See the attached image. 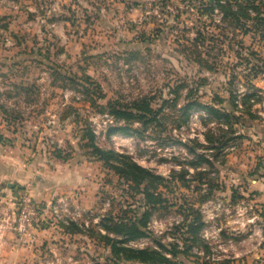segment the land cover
Returning a JSON list of instances; mask_svg holds the SVG:
<instances>
[{"label":"rangeland","instance_id":"rangeland-1","mask_svg":"<svg viewBox=\"0 0 264 264\" xmlns=\"http://www.w3.org/2000/svg\"><path fill=\"white\" fill-rule=\"evenodd\" d=\"M200 11L196 0H0V139L57 164L72 186L48 201L23 190L13 216L22 194L41 203L63 197L85 212L70 233L53 230L54 253L46 248L42 264H139L114 257L98 236L99 219L133 218L140 194L97 159L89 129L101 150L166 179L149 235L131 248L159 242L177 251L175 264H264L262 223L247 222L257 209L236 194L245 187L239 176L252 171L248 127L264 128V25L239 28ZM142 100L153 120L129 125L132 135L107 137L109 127L124 125L107 103L130 109ZM186 103L242 123L229 122L234 135L220 131L200 109L185 123ZM192 212L204 225L196 244L198 236L181 230L185 219L199 225Z\"/></svg>","mask_w":264,"mask_h":264},{"label":"trees","instance_id":"trees-1","mask_svg":"<svg viewBox=\"0 0 264 264\" xmlns=\"http://www.w3.org/2000/svg\"><path fill=\"white\" fill-rule=\"evenodd\" d=\"M196 1L200 5V15H205L207 13L210 16L213 12H217L222 20H229L230 24L236 27L239 26V28H245V24L251 21H257L258 24L264 25V15L260 13L259 9L260 6L263 7V5H261L262 0H207L208 3H205L206 0ZM254 2L259 5L256 6ZM244 32H247V30H244ZM198 58L197 63L201 65L202 60L200 57ZM202 70L209 72L211 71V67L203 64ZM107 106L109 107L108 115L115 121L124 124L123 126L109 127L106 132L107 137L115 134L132 135L135 131L131 129L129 125L132 123H143L146 120H153L155 117L147 100L133 102L132 107H129L133 111L118 103L108 102ZM192 109H200L205 112V114L215 120V122H220L218 124L223 127V129H219L220 131L230 130V134L233 135L235 132L233 133L231 129L232 123H242L239 117H235L230 113H219L214 108L203 106L199 103H186L184 105L182 110L183 113L185 112V123L189 120L190 113L188 112ZM84 136L88 141L87 146L92 149L97 159L103 161L121 180L129 184L128 188L140 194V198L138 199L139 207L135 209L133 218L118 220L110 216L106 219L104 217L99 219L97 223L98 236L101 237L105 245L109 246L111 254L114 257L122 258L126 262H137L139 264H175L172 261L177 255V251H168L165 246L159 242L155 243V248L135 249L129 246L130 243L142 240L149 235L147 232V224L153 216V212L155 213L162 203L165 202L160 189L163 188L166 179L139 166L125 155H119L112 150H101L95 145V135L92 130H87ZM204 137L206 142L211 141L206 135ZM205 162L209 165V162ZM185 173L187 172L185 171ZM262 177H264V172ZM202 201H205V199L203 198ZM192 214H196L199 225L193 228L192 224L185 219L186 225L181 227V230L183 228V231L190 234L192 237L198 236L192 240V244H196V239L199 238V234L204 225L200 223L201 217L199 213L192 212ZM72 227L77 228L76 225L71 224L64 230L69 232V229L73 230ZM172 240L175 241L176 237ZM175 246L177 247V245ZM204 248L206 249V247Z\"/></svg>","mask_w":264,"mask_h":264},{"label":"crops","instance_id":"crops-1","mask_svg":"<svg viewBox=\"0 0 264 264\" xmlns=\"http://www.w3.org/2000/svg\"><path fill=\"white\" fill-rule=\"evenodd\" d=\"M248 130H250L249 138H251L252 144V159L249 160L247 166L252 171L250 175L239 176L237 181L244 182L245 187L244 189L240 188V193L236 194L249 195L250 202L257 209V215L247 219V222L259 220L262 223L259 227L262 228L261 240H263L264 246V177H262L264 172V128L252 124ZM3 144L0 139V226L4 227L2 229L4 236L1 248L2 263L42 264L46 248H51L49 253H54L53 246H50L55 240H50L53 230L57 229L62 232V229L36 231L32 245H18L15 232L12 230L14 223L13 198L24 190L33 200L48 201L52 196L62 194L72 188L71 180L66 171L58 167L57 164L54 165V168L48 166L46 157L31 155L30 152L23 149L5 148ZM9 184L13 185L11 189L7 188ZM232 240L240 242L243 239Z\"/></svg>","mask_w":264,"mask_h":264},{"label":"built area","instance_id":"built-area-1","mask_svg":"<svg viewBox=\"0 0 264 264\" xmlns=\"http://www.w3.org/2000/svg\"><path fill=\"white\" fill-rule=\"evenodd\" d=\"M14 207L15 218L12 230L20 246L32 245L36 231L54 228L64 230L71 224L78 225L77 222L85 213L77 206H69L67 199L63 197L41 203L34 202L28 195L22 194L14 202ZM2 229L4 227L0 226V264H3L1 259V248L4 243Z\"/></svg>","mask_w":264,"mask_h":264},{"label":"water","instance_id":"water-1","mask_svg":"<svg viewBox=\"0 0 264 264\" xmlns=\"http://www.w3.org/2000/svg\"><path fill=\"white\" fill-rule=\"evenodd\" d=\"M12 187H13V185H10V184L7 185V188H10L11 189Z\"/></svg>","mask_w":264,"mask_h":264}]
</instances>
